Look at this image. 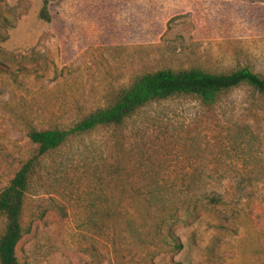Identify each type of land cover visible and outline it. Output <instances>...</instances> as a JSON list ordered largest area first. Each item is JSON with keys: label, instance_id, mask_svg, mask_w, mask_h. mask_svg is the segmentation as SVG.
Returning <instances> with one entry per match:
<instances>
[{"label": "rangeland", "instance_id": "374dc122", "mask_svg": "<svg viewBox=\"0 0 264 264\" xmlns=\"http://www.w3.org/2000/svg\"><path fill=\"white\" fill-rule=\"evenodd\" d=\"M44 2L0 0V193L36 153L31 128L67 127L141 75L264 77V0H57L50 21ZM159 220L178 221L180 251L154 239ZM22 224L20 264H264V94L178 96L72 138L43 160Z\"/></svg>", "mask_w": 264, "mask_h": 264}, {"label": "trees", "instance_id": "16d2710c", "mask_svg": "<svg viewBox=\"0 0 264 264\" xmlns=\"http://www.w3.org/2000/svg\"><path fill=\"white\" fill-rule=\"evenodd\" d=\"M57 0H45L40 17L50 21L48 7ZM247 85L264 94V77L250 68H242L227 74H215L199 68L188 70H159L139 76L131 86L120 90L114 102L99 108L75 121L73 124L47 130L31 128L28 138L36 146V153L27 160L11 181L0 193V216L6 220L0 236V264H20L17 246L24 235L22 224L27 195L33 179L43 160L63 148L75 137H82L100 129L118 130L137 117L147 107L169 101L178 96L195 95L206 106L217 104L220 95ZM205 200L216 206L224 204L217 193L205 195ZM160 199L159 196L148 198ZM169 219L178 220V211L168 214ZM178 221H174V226ZM167 221L156 222L154 239L162 240L163 246L180 251L183 246ZM166 229V232L163 231Z\"/></svg>", "mask_w": 264, "mask_h": 264}]
</instances>
